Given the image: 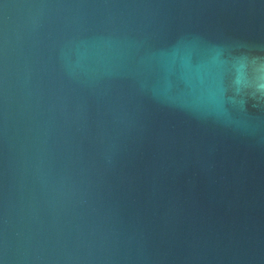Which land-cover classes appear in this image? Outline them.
<instances>
[{
	"label": "water",
	"instance_id": "1",
	"mask_svg": "<svg viewBox=\"0 0 264 264\" xmlns=\"http://www.w3.org/2000/svg\"><path fill=\"white\" fill-rule=\"evenodd\" d=\"M0 264H264V0H0Z\"/></svg>",
	"mask_w": 264,
	"mask_h": 264
}]
</instances>
